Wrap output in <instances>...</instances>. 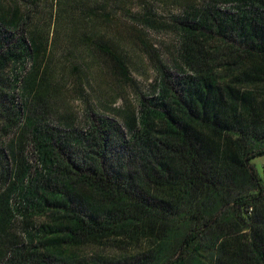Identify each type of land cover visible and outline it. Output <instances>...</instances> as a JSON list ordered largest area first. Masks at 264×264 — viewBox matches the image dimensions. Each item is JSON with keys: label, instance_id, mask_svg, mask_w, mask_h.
Segmentation results:
<instances>
[{"label": "trees", "instance_id": "16d2710c", "mask_svg": "<svg viewBox=\"0 0 264 264\" xmlns=\"http://www.w3.org/2000/svg\"><path fill=\"white\" fill-rule=\"evenodd\" d=\"M262 155L264 0H0V264H264Z\"/></svg>", "mask_w": 264, "mask_h": 264}, {"label": "rangeland", "instance_id": "374dc122", "mask_svg": "<svg viewBox=\"0 0 264 264\" xmlns=\"http://www.w3.org/2000/svg\"><path fill=\"white\" fill-rule=\"evenodd\" d=\"M157 9L162 11V6L157 4ZM137 10V6H135V11ZM177 9L176 7H169L165 12L172 13L175 12ZM149 40L151 41V45L153 47L159 48L162 50L161 57H166L167 51L166 46H168L174 40V34L172 30L164 27H159L152 30H147ZM147 59V58H146ZM145 59L143 64H141L138 68L132 71V83L125 87V91L122 94L114 95L115 96V104L112 107L122 108L126 107L127 105L135 106L137 103V97L144 94H149L150 92V85L152 84L154 72L152 71V67L149 62ZM80 104L78 101L74 103L73 108L74 111H78V106ZM71 106V105H70ZM108 116H111L112 113L108 112L105 113ZM79 116V115H78ZM80 117V116H79ZM78 117V120H79ZM251 164L255 171L258 173L259 176L262 175V168L264 166V155L255 157L251 160ZM16 219H19L18 217ZM112 248H108L110 252Z\"/></svg>", "mask_w": 264, "mask_h": 264}]
</instances>
